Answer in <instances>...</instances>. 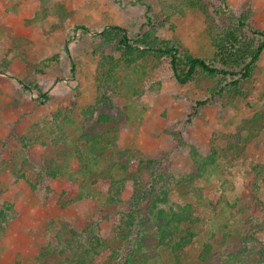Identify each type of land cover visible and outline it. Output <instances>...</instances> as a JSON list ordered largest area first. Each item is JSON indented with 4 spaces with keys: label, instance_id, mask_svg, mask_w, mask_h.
Wrapping results in <instances>:
<instances>
[{
    "label": "rangeland",
    "instance_id": "obj_1",
    "mask_svg": "<svg viewBox=\"0 0 264 264\" xmlns=\"http://www.w3.org/2000/svg\"><path fill=\"white\" fill-rule=\"evenodd\" d=\"M141 1L0 0V24L27 42L18 49L19 55L10 64L8 74L0 73V158L4 161L0 163V198L14 207V219L0 233V264H33L38 251L53 240L63 221L78 227L79 215L75 211H62L43 193L33 191L23 179L15 180L13 168H20L18 138L27 137L36 142L29 162L38 172L45 170V161L56 151L52 146L42 149L39 145L40 141H47L44 128L57 109L71 110L75 124L67 127L66 134L76 138L82 128L81 111L96 99L94 80L98 59L93 56V50L100 43L99 33L115 25L137 34L145 12ZM146 1L159 9L157 0ZM228 2L234 10H251L264 30V0ZM39 12V19L28 24L27 20ZM77 26L89 32L84 33ZM205 27L201 13L187 12L173 17L158 36L180 41L194 55L211 56ZM13 44L7 33H0V64ZM106 52L111 54L109 50ZM147 72L150 75L145 76L139 97L130 93L131 87H122L112 95L118 113L115 120L118 149H129L138 158L161 160L168 166L187 170L192 166L191 158L177 148V141L170 133V129L182 126L185 146L192 145L202 154H209L213 145L220 153L216 166L194 183L200 197L184 195L178 188L170 193L172 202L191 203L201 216L199 236L189 246L184 260L185 264H197L202 245L212 240L211 235L215 240L228 229L241 231L245 216L237 208L254 204L253 199L264 205V179L253 173L255 166L264 165V52L250 85L246 86L247 97L220 98L200 107L196 103L207 97L209 82L198 80L180 85L166 65ZM19 82L38 86L37 90L46 93L50 101L40 103L37 90L25 93ZM195 111L193 123L184 126L186 118ZM251 120L259 124L253 129L256 133H250L254 137L244 147L235 146L233 135L240 133L248 137L249 133L241 129ZM36 173L25 172L34 182ZM45 180L48 181L44 179L40 186ZM49 182L56 192L66 188L62 177ZM130 194L131 191H124L123 203L106 209L111 222H118L119 213L129 208ZM90 209L98 211L99 206L92 202ZM253 209L250 207L248 213ZM257 238L264 241V230ZM145 244L149 250L154 247L150 237L145 238ZM167 259L163 256L162 261L148 260V264H169ZM212 264H219V260Z\"/></svg>",
    "mask_w": 264,
    "mask_h": 264
},
{
    "label": "trees",
    "instance_id": "obj_2",
    "mask_svg": "<svg viewBox=\"0 0 264 264\" xmlns=\"http://www.w3.org/2000/svg\"><path fill=\"white\" fill-rule=\"evenodd\" d=\"M157 1V10L153 2L141 1L145 12L137 34L115 25L99 33L100 43L93 50V56L98 59L95 102L81 111L82 128L75 139L66 134L67 127L75 124L71 110L55 111L44 128L47 141L42 140L39 145L42 149L52 146L56 150L45 161V170L38 172L29 162L36 142L27 137L18 138L20 168H13L15 180L23 179L33 191L43 193L62 211H75L79 215L78 227L62 222L53 240L38 251L33 264H148L162 261L163 256L169 264H185L188 248L199 236L201 216L193 204L172 202L170 193L178 188L184 195L200 197L194 183L216 166L218 148L212 145L209 154H202L195 146H185L183 128L176 126L170 133L177 141V148L191 158L192 166L187 170L168 166L161 160L138 158L129 149L119 150L115 128L118 113L112 95L122 87H131L130 93L139 97L144 90V78L150 75L147 71L166 65L180 85L198 80L211 84L207 97L196 103L199 107L220 98L247 97L246 86L250 85L264 52V30L251 10H234L228 0ZM187 12H199L205 17L204 34L212 48L211 56L194 55L180 41L158 36L173 17ZM39 14L27 23L39 19ZM76 29L89 32L82 26ZM3 32L15 43L0 64V73L7 75L10 64L19 55L18 49L27 42L0 24V33ZM108 50L111 54H107ZM19 83L25 93L38 88ZM37 97L43 104L50 101L46 93L38 90ZM195 115L196 111L189 115L184 126L191 125ZM258 125L248 121L241 129L249 133L248 137L234 134V145L245 146L254 137L250 133L255 134L253 129ZM38 137L41 139L42 135ZM3 162L0 158V163ZM28 170L37 172L35 182L25 174ZM253 173L264 179V165L255 166ZM58 177L66 183L60 192L54 191L49 182ZM46 178L48 181L40 186ZM126 190L131 191L129 208L121 211L118 222L113 223L106 209L123 203ZM253 201L252 205L237 208L245 216L241 231L228 229L215 240L211 235L212 240L202 245L197 264H212L215 259L219 264H264V241L257 238L264 230V205ZM92 202L99 206L98 211L90 209ZM250 207L254 211L248 213ZM13 219V205L0 198V233ZM146 237L153 240L152 250L145 248Z\"/></svg>",
    "mask_w": 264,
    "mask_h": 264
}]
</instances>
